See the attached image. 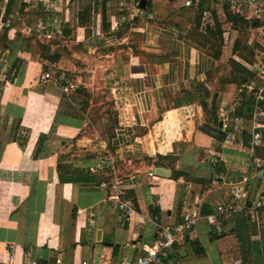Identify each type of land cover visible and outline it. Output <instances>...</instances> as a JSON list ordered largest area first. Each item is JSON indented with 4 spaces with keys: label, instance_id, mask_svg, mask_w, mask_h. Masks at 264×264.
I'll return each instance as SVG.
<instances>
[{
    "label": "crops",
    "instance_id": "1",
    "mask_svg": "<svg viewBox=\"0 0 264 264\" xmlns=\"http://www.w3.org/2000/svg\"><path fill=\"white\" fill-rule=\"evenodd\" d=\"M115 2L0 0V264L10 246L14 264H132L193 209V230L155 264H264V210L248 209L264 196L263 148L250 157L246 133L242 145L224 143L217 109L238 87L233 62H262L264 19L241 14L262 33L244 44L254 54L240 49L248 61L233 53L244 29L227 21V3L132 0L121 13ZM228 61L224 78L216 70ZM61 75L92 97L107 90L110 133L83 117L77 90L64 95ZM205 95L216 111L203 109ZM102 162L107 171L90 172ZM155 167L169 177L149 176ZM103 180L118 182L129 219ZM237 199L245 208L216 232L204 217Z\"/></svg>",
    "mask_w": 264,
    "mask_h": 264
},
{
    "label": "built area",
    "instance_id": "2",
    "mask_svg": "<svg viewBox=\"0 0 264 264\" xmlns=\"http://www.w3.org/2000/svg\"><path fill=\"white\" fill-rule=\"evenodd\" d=\"M201 0H183L185 7H195ZM218 3H227L230 9L236 13L244 14L249 19H264V0H212ZM132 0H116L115 5L118 12L124 13L129 10ZM11 16H8L5 25L9 26ZM262 62L256 67L250 68L252 76L244 83L238 85L232 100L218 108V117L221 123V130L224 133V143L242 145L241 137L243 134L248 135L247 153L253 157L256 149L262 146L264 142V51L261 54ZM50 74L45 73L43 78L48 79ZM60 89L65 95L75 92L78 85L69 76H59ZM248 123V128L246 127ZM109 169V165L102 162L95 166H90L92 173L104 172ZM149 176L153 173L149 171ZM101 188L109 189L108 199L111 200L120 210H122L127 219L133 212V206L129 203L124 195L123 190L119 187L118 182L113 180L100 182ZM243 194L241 195V197ZM241 199V198H240ZM240 199L232 203H219L214 210L207 214L204 219L216 232L222 230V220L227 216L238 213L245 208L244 202ZM250 211L264 210V196H259L256 200L248 205ZM196 209L183 216L182 221L172 227H166L161 231V235L152 245L144 246V254L138 256L132 264H155L161 263L169 254L173 247L177 235H183L184 232H190L199 220ZM9 253L7 261L3 264L13 263V247H8ZM21 264H49L37 259L26 256ZM230 264H243L239 258L234 259Z\"/></svg>",
    "mask_w": 264,
    "mask_h": 264
},
{
    "label": "rangeland",
    "instance_id": "3",
    "mask_svg": "<svg viewBox=\"0 0 264 264\" xmlns=\"http://www.w3.org/2000/svg\"><path fill=\"white\" fill-rule=\"evenodd\" d=\"M197 14V13H196ZM262 33L261 31H257V30H251L248 32V30L245 29L242 31V33L240 32L239 37L242 40L243 43H241L240 46H243L245 44V42H247L249 40V38H254V40H256L257 38L261 37ZM259 48L258 49H262L264 50V43H261L260 41L257 42ZM243 51H246V55H249L250 51L249 50H245L242 49ZM254 54V52H253ZM229 63V64H228ZM230 62L228 61L227 63H223V65H221L220 67H218V69L216 70L217 72L219 71V68L222 69V76H224V78L228 77V73H227V68L230 67ZM78 85V83H76ZM77 91L80 93V99H83V106L82 110L84 112V115L86 114L85 119H89L91 120L94 124L95 127V131L101 135H105L107 133H110V128L108 127L111 123V120H113V111L114 109H112L113 107V100L112 98L108 97L107 94V90H103V88L99 87L97 89V91H95L94 96L92 97L91 95L87 94L86 88L83 87L82 84L78 85ZM74 93V92H73ZM73 93L69 94V95H65L67 98L69 96H71ZM84 96V97H82ZM208 106L211 105V100H209V102L207 103ZM90 106V107H89ZM214 106L218 107L219 104H216L214 102ZM87 108L89 109L87 111ZM209 109V108H208ZM218 109V108H217ZM87 112V113H86ZM109 118V119H108ZM108 119V121H107ZM237 258H241L243 260V257H237Z\"/></svg>",
    "mask_w": 264,
    "mask_h": 264
},
{
    "label": "trees",
    "instance_id": "4",
    "mask_svg": "<svg viewBox=\"0 0 264 264\" xmlns=\"http://www.w3.org/2000/svg\"><path fill=\"white\" fill-rule=\"evenodd\" d=\"M228 7V9L226 10V19H227V21H229V22H231L232 23V26L234 27H238V25H240V27L241 28H233V29H236V30H243V29H248L247 28V26H248V20H246L245 18H243L242 17V15L241 14H239V13H233V12H231L230 11V8H229V6H227ZM199 15H198V23H197V25H199V21H200V18L199 17H201V15H202V12H203V10L202 9H200L199 10ZM216 32L217 33H219L220 35H221V32H220V30H217L216 29ZM263 32H264V28H263ZM241 44H240V40H236L235 41V43H234V46H233V53L235 52L236 54H238V55H240V57H242L243 59H247L246 58V56H244L243 54H242V52L240 51V49L242 50V49H244V48H246V46L245 45H243V46H240ZM219 53H220V50L219 49H217V50H215L214 52H213V56H215L216 58L219 56ZM250 53L251 54H253V51L251 50L250 51ZM248 60V59H247ZM232 61V60H231ZM234 61V60H233ZM232 61V62H233ZM249 61V60H248ZM233 64H234V66H235V68L237 69V71H238V75L236 76V79L234 78V81L238 84V85H240V84H242V83H244L249 77H251L252 76V72L250 71V70H248L245 66H242L241 64H237V62H233ZM205 98H206V95L203 97V100H202V107H203V109L204 110H207V108H208V104H207V102L205 101ZM211 108V110L214 112V111H216V108L215 107H213V106H211L210 107ZM263 146V147H262ZM262 146H261V148L259 149V147L257 148V150H260L259 151V154L261 153V151H262V148H263V154H264V142H263V144H262ZM64 179L66 180L67 178H61V181H64Z\"/></svg>",
    "mask_w": 264,
    "mask_h": 264
},
{
    "label": "water",
    "instance_id": "5",
    "mask_svg": "<svg viewBox=\"0 0 264 264\" xmlns=\"http://www.w3.org/2000/svg\"><path fill=\"white\" fill-rule=\"evenodd\" d=\"M141 3H143V1ZM152 173L156 176H161V177H165V178H168L170 175V171L168 169H164L162 167H155L153 169ZM261 174H262V171L259 172V175H261Z\"/></svg>",
    "mask_w": 264,
    "mask_h": 264
}]
</instances>
